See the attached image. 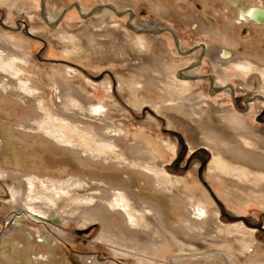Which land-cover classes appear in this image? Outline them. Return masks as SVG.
Masks as SVG:
<instances>
[{
	"label": "bare ground",
	"instance_id": "obj_1",
	"mask_svg": "<svg viewBox=\"0 0 264 264\" xmlns=\"http://www.w3.org/2000/svg\"><path fill=\"white\" fill-rule=\"evenodd\" d=\"M0 1L9 6L11 17L17 12L29 13L34 33L45 36L47 26H56L49 33V41L65 56L71 53L80 56L90 51L116 61L123 51H133L135 57L138 55L133 73L142 85H133L128 80L134 96L165 97L169 103L165 106L135 97L133 101L128 98L130 106L140 110L149 103L158 113L166 114L171 127L184 133L189 146L195 144L212 152L207 164L208 178L218 181L225 178L229 183L226 190L217 193L222 200L240 208H247L251 200L264 211V125L255 121V114L264 102V49L259 44L252 54L246 51L233 55L224 47V36H217L204 23L201 29L205 40L199 44L207 50L208 65L206 62L205 65L213 74L208 75L209 79L197 80L196 74L181 70L184 61L168 36L134 32L132 26L115 19L119 15L116 4L105 18L107 26H101L105 29L103 40V36L98 37L99 32L89 31L87 14L82 17L71 9L60 21L59 15L47 13V18H42L45 22L42 19L40 22L35 18L36 8L40 6L38 0ZM219 3L237 26L264 27V0ZM84 7L83 11L88 13ZM213 8L216 10L215 5ZM30 48L31 40L0 28V110L8 107L5 115L18 123L13 133L7 122L0 119V153L3 151L7 156L18 151L21 157L33 161L43 157L46 161L43 166L38 163L27 166L23 173L9 170L8 176L15 183L13 205L8 210L32 204L33 201L26 202V191L39 194L54 191L56 202L50 210L30 215L43 221L51 212L65 217L71 215L68 208L72 211L75 205L84 206L82 215L77 217L81 223L99 221L106 242L129 249L138 257L158 260L161 264H180L185 257L191 259V264H236V258L246 255L250 257L246 261L264 264V244L258 242L254 228L241 222L223 223L219 206L204 188L166 171L169 153L177 152L176 140L163 134L153 121L132 129L131 111L118 106L116 98L95 99L96 82L86 78L71 80V72L76 73L71 67L51 68L47 74L29 70L47 68L34 61ZM106 49L112 54L103 55ZM230 73L237 83L229 81ZM43 83L51 84L59 97L52 100ZM125 83L120 78L118 91L123 95ZM100 85L111 91L109 79ZM221 89L223 93H217ZM232 90L235 94L258 92L260 95L256 103L249 105V110L241 111L230 93ZM114 114L122 116L117 125L110 119ZM41 169L45 171L42 173ZM49 169L56 176L64 172L68 176L46 177ZM195 187L203 192L196 195ZM68 193L70 196L64 197ZM24 217V214L14 215L15 221L2 235L0 264H13L14 256L37 264L53 259L54 249L44 245L51 242L50 236H43L39 228L33 232L24 230ZM204 243L215 246L206 249ZM146 254L149 258L144 257Z\"/></svg>",
	"mask_w": 264,
	"mask_h": 264
},
{
	"label": "rangeland",
	"instance_id": "obj_2",
	"mask_svg": "<svg viewBox=\"0 0 264 264\" xmlns=\"http://www.w3.org/2000/svg\"><path fill=\"white\" fill-rule=\"evenodd\" d=\"M38 1V6L40 5L36 8V12L38 13H34H36L35 18L39 21L43 18V16L47 18V13L56 17L59 15V20L61 21L62 15L72 9L79 12V14L81 13L82 15H80L82 17L84 14H87L85 15V19L89 31L99 32L98 37L100 38V36H103L101 39L105 37V29L101 26L102 24L106 25L107 19L105 18H107L109 16L108 14L112 12L111 6L113 8L116 4L117 6L115 7L118 10L119 15L115 19L126 23V26H132L134 32H136V30H140V32L142 31L143 33L153 34L152 32H155L154 34L157 36H168L172 41L174 49H176V51L178 50L177 52L180 53L181 59L184 61V64L181 66V70L196 74L198 76L196 78L197 80H205L206 78L209 79L210 77L208 75L213 74V72L207 67V50H205V46H203V44L202 46L199 44L200 41L205 40L204 34L202 33V25L204 23L206 26L212 28V30L214 29L213 32H215L217 36H224L226 43L224 47L232 51L233 55H236L239 52H250L252 54L254 53V49H257L256 44H259V47L264 49V27L261 28L259 26L256 27L254 25L247 24L237 26L233 21L232 15L224 12V9L219 3L221 0H45L43 6L42 0ZM116 2H118V4ZM213 5L216 6V10H214ZM84 6L89 10L88 13L83 11ZM61 8L64 10H61ZM98 10L102 13L101 15H99L100 13ZM103 10L108 11L104 12ZM9 14V6L5 4V2L2 3V1H0V28L11 34H21L25 38L31 40L32 49H30L32 51L30 50V53L34 61L47 65V68H30L29 70H39L44 74H47L51 68L65 70L66 66L71 67L76 71V73L72 71L69 75L71 80L76 78H86L91 82H96L93 94V97H96L95 99H109L113 97L114 99L116 98L115 100L117 101L118 106H122L131 111L132 116L130 118L132 120L130 119L129 122L132 124V129L136 130L139 127H145L146 125L144 123L147 121L155 122L158 129L160 127L162 133L176 140L177 144V152L169 153L166 161L167 165L165 166L166 171L173 176L183 179V181L187 179L189 181L191 180V185H194L195 183L200 185L204 188V192L211 197L212 201L214 200L213 202L219 206L220 216L223 223L230 224L241 222L248 228H254L258 242L264 244V211L251 200L248 202L249 205L247 208H240L235 204L233 205V203L225 202L217 194L221 190H226L229 183H227L228 180L226 181L225 178L220 181L216 180V178H208L207 164L211 159L212 152L209 149L200 146L198 147L195 144H190L192 146H189L184 133L177 128L171 127L167 121V117L165 118L166 114L158 113L149 103L143 105V108L140 110H136L133 106H130L128 98L133 101L135 97L136 100L142 99L140 101H158L165 106L169 103V100L165 97L148 98L146 96V99L145 97L143 98L142 96H138V94L134 96L131 84H129L130 82L128 83V80H131L133 85L137 83V85L142 86L138 81L139 79L133 73V67H135L134 65L137 64L138 61L135 58L138 55L135 57L133 51L127 50V52L125 50L119 54L120 56L117 57L116 61H112L111 58H102L97 56L101 54L92 53L90 51H87L88 53H83L80 56H76L74 53H71L72 55L69 54L70 56H65L63 55V52L61 53V51L57 49L58 47H56L55 44H52L49 41L51 38V34L49 33L54 30L56 26H51L52 29L47 26L49 30L46 31V35L44 36L33 32V21L31 20L29 13L25 12L23 14L17 12L15 15H12V17ZM46 21L48 20L46 19ZM41 24L45 26L47 23ZM55 35L57 36L56 38L60 39L59 33H56ZM235 36H237V38ZM238 38L240 39V43L238 42ZM236 39L238 40L235 43ZM206 41L208 40L206 39ZM237 44H241L242 46H237ZM213 49L215 48L213 47L209 50L212 51ZM107 54H112V52L106 49V52H104L103 55ZM205 62L207 65H205ZM25 67L27 66L25 65ZM95 69L99 72H94ZM228 77H230L228 78L230 79L229 81L237 83V81L234 80L233 74H228ZM120 78L124 79V81L126 80L123 90L125 96L122 93L120 94L121 91H118V89H120ZM108 79L111 81V91H108L104 86L100 85V82ZM43 87L52 100L59 97L58 93L56 94L53 91V86L51 84L47 85L46 83H43ZM228 87L231 89V85ZM225 88L226 87H223V89ZM204 89L206 90L207 86L204 87ZM208 90H210L211 93V87ZM232 91H230V93L236 99L235 103L241 111L249 110V105L256 103L260 95L258 92H253L251 94L238 92L235 94V92L233 91L232 93ZM217 93H223V90L221 89ZM7 111L8 107H3V110H0V115L2 116H0V119L2 121H6L14 133V131L17 130L14 126L18 123L11 120L9 117V119L7 118V114L5 115ZM121 117L118 114H114L110 117V119L113 124L117 125ZM255 121L264 125V102L261 105L260 110L255 114ZM191 149L192 152H190ZM17 153L18 154L7 156H5V152L3 151L0 153V239L2 235L11 227V222L15 221V218L12 217L14 215L21 216L24 214V230L27 232H33V230L35 231V229L39 228L41 229L43 236L48 235L50 236V239H52L50 243H45L44 245L54 249V257L52 260H49V262L43 264H161L158 260L154 261L138 257L136 256L137 253L129 249L106 242L102 238V225L99 221L83 224L80 220H78L77 217L82 215L85 209L84 206L75 205L72 211V208H68V210H70L69 214H76L73 217L71 215H66L65 217L60 215L57 216V214L51 212L52 214L45 216L43 221L36 219L33 215L36 216L39 212L50 210L52 204H55L56 194L54 191L42 192L40 194L37 192L29 193L26 191V202L31 203L33 201L32 204L29 207L17 206L18 208L15 207L14 209L8 210V208L13 205L14 198L12 191L15 183L14 178L8 176V173L10 172L9 170L23 173L24 170H27V166H36L38 164L43 166L46 163V161H43V157H39L36 161H33L28 158L21 157L20 152L17 151ZM24 163L26 166H24ZM41 171L43 173L45 170L41 169ZM46 171L47 172L45 173H47V175L45 176H49L50 178H66L68 176L67 172H64L60 176H56L54 170L49 169ZM193 175L195 177H193ZM195 188H193V191L197 192L196 195H199L198 192H203ZM173 192L176 193V191ZM69 196L70 193L64 195V197ZM190 207L192 208V205ZM19 209L20 211H18ZM30 213H33V215H30ZM56 217H58L57 221L55 220ZM49 221H52L53 224H49ZM35 242L39 244V241ZM204 246L208 249L214 247L215 245L204 243ZM144 257L149 258L147 254ZM151 258L154 257L151 256ZM185 258H183L185 259L184 261L181 260L180 264H184L185 262V264H191V259H187L188 257ZM249 258L250 257L247 258L246 255L245 258L244 256H240L239 259L236 258V264H254V261H246L249 260ZM20 259L21 258L18 256H14L12 259L13 262L11 263H35L26 261L23 262L21 261L22 259Z\"/></svg>",
	"mask_w": 264,
	"mask_h": 264
},
{
	"label": "crops",
	"instance_id": "obj_3",
	"mask_svg": "<svg viewBox=\"0 0 264 264\" xmlns=\"http://www.w3.org/2000/svg\"><path fill=\"white\" fill-rule=\"evenodd\" d=\"M43 4H44V0H42V6H43Z\"/></svg>",
	"mask_w": 264,
	"mask_h": 264
}]
</instances>
